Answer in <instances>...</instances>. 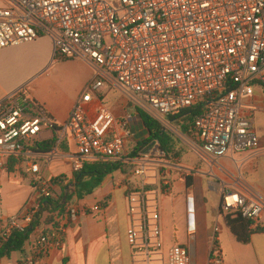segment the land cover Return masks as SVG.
<instances>
[{"label": "built area", "instance_id": "1", "mask_svg": "<svg viewBox=\"0 0 264 264\" xmlns=\"http://www.w3.org/2000/svg\"><path fill=\"white\" fill-rule=\"evenodd\" d=\"M0 7V51L51 38L57 60L82 59L93 76L68 120L58 124L25 87L0 110V170L14 161L31 175L34 199L17 215L0 214V248L15 233L27 232L46 201L55 194L47 177L64 143L72 141V171L85 162L112 161L129 166L139 179L128 196V243L146 264H192L187 246L174 244L163 254L162 207L147 197L154 166L160 193L172 181L158 168L167 161L158 141L131 156L138 139L137 114L116 117L101 99L115 88L132 104L167 127L170 117L199 103L207 105L194 121L201 155L220 159L257 150L260 139L247 101L264 92V0H5ZM56 138L48 153L36 143ZM42 164L45 168H43ZM216 166V163H213ZM239 184L240 179H237ZM189 216L195 196L187 197ZM100 205L74 201L49 232H41L20 264H37L52 249H62L67 226L82 216L98 215ZM220 211L238 213L264 232V194L224 191ZM216 228L215 233H218ZM207 264H224L213 242Z\"/></svg>", "mask_w": 264, "mask_h": 264}, {"label": "crops", "instance_id": "2", "mask_svg": "<svg viewBox=\"0 0 264 264\" xmlns=\"http://www.w3.org/2000/svg\"><path fill=\"white\" fill-rule=\"evenodd\" d=\"M3 1L6 4V1ZM48 41L49 48L46 57L49 59L55 53L52 42ZM9 49L11 48L1 50L0 53H7ZM80 61L88 67L87 78H92L93 70L91 66L84 60ZM7 67H10V64H6V59L0 60V110L13 94L27 85L23 80L19 83L10 71H7ZM36 72L32 78L36 77L35 79H38L42 76L43 69ZM109 92V88H104L101 91L104 102L106 93L109 94ZM33 98L47 108L49 115L58 124H64L68 120L77 101V99L57 101L50 97ZM247 102L256 105L258 109L263 108L264 92L256 90L253 99ZM130 105L132 104L130 103ZM107 107L116 117H123L116 115L117 112L108 105ZM135 114H137V110ZM138 126L145 132L139 118L135 129ZM257 135L260 139L259 148L241 153L243 157L240 162L236 161L238 162L236 168L222 165L224 163H219V159L216 160L208 156L204 158V155H201L198 136L194 135L193 138L196 139L198 147L194 148L192 157L188 158L190 167L169 160L162 163V169L172 181V187L168 194L160 193L156 168L153 166L150 169L147 183L148 187L151 188L147 191V197L150 201L159 199L161 203L164 255H167L174 244H181L189 248L192 264H207L216 238L224 264H264V232L253 233L249 243L241 244L231 232L225 217L221 215L220 211L221 194L224 191H248L254 194H264V136L258 132ZM51 137L52 135L46 139ZM63 145L68 147V151L60 149V156L52 162L48 169L42 164L47 177L53 178V181L61 175L71 177L73 173L71 156L75 153L74 144L69 141ZM198 159L205 170L198 169L194 171V168L191 167L198 164ZM213 163L219 164L220 167H216ZM190 171L197 174L194 176L193 188L187 190L185 175ZM209 172L216 174L215 180H205V175ZM237 179H240L239 184L236 183ZM138 183L139 179L133 176L130 171L126 174L117 172L107 177L103 183L107 185L103 193V201L95 204L102 207L101 213L98 215H85L77 223H70L64 236L63 248L50 250L37 264H146L144 256L133 253L127 239V229L129 227L128 196L137 191ZM60 192L59 186L56 185L55 194ZM93 195L94 193L84 200L76 201L90 205L88 204V198ZM189 195L195 196L194 216H189L187 203ZM33 199L31 175L26 172L24 165L17 166L16 162L12 161L6 170H0V214L17 215ZM104 201L108 203L106 208L102 205ZM180 201L183 203V208L175 210V206ZM214 217H216V222L211 223ZM221 220L225 224L218 227ZM216 228L219 230L217 234L215 233ZM41 232L42 229H38L31 234L23 252H15L19 253L16 261L13 260V253L10 258L1 259L0 264H20L26 257L30 245Z\"/></svg>", "mask_w": 264, "mask_h": 264}, {"label": "rangeland", "instance_id": "3", "mask_svg": "<svg viewBox=\"0 0 264 264\" xmlns=\"http://www.w3.org/2000/svg\"><path fill=\"white\" fill-rule=\"evenodd\" d=\"M113 6H118L119 0H107ZM6 5L3 0H0V6ZM51 38L42 37L35 42L19 45L12 47L7 51V53H0V60L6 59V64H10L7 67V71H10L11 75L20 83L22 80L27 83L25 87H30L29 95L35 97L36 99L43 98H53L57 101H73L78 99L81 93L84 91L91 78H87L86 72L88 70L87 65L80 61L82 59L73 60H56L54 55L51 58L46 57V52L49 48V41ZM53 45V42H52ZM10 54V55H8ZM8 55V56H6ZM39 56H42L39 58ZM38 58V59H37ZM13 61L12 63H7ZM4 65L3 62H1ZM5 66V65H4ZM43 69V74L38 79L36 77L32 78L36 71ZM32 78V79H30ZM109 94L106 93L105 102L106 104L117 112L116 115L124 116L129 114H135L136 110L130 105L128 100L124 95H122L115 88H109ZM108 94V95H107ZM254 124L257 132L264 136V107L258 109L254 115ZM139 133L138 139L143 141L147 138L146 133L141 127H136ZM165 131L170 133L177 144V154L173 155L169 161H174L182 165L190 167L188 158L192 157L195 147H198L197 141L193 136L186 135L178 127L177 123L170 122ZM50 133H45L44 137H50ZM139 141V142H140ZM132 153V150L131 152ZM243 155L241 153L228 154L227 156L219 159V163H224L222 165L229 166L230 168H236L238 162L242 159ZM166 160H168L166 158ZM238 161V162H236ZM264 161V158H263ZM217 164V163H216ZM200 164L198 159V164L191 166L195 170L204 169ZM220 165L217 164L216 167ZM126 172L130 171V167L126 166ZM158 171L162 174L164 169L158 168ZM190 171L187 175L191 174L195 176L197 173ZM201 175V174H200ZM186 176V175H185ZM216 174L209 172L205 175V180H215ZM67 177V176H66ZM70 178V177H69ZM228 179V178H227ZM226 180V179H225ZM107 185H104L94 192V195L88 198V204L95 205L98 202L103 201V193L106 190ZM187 189V188H186ZM183 208V203L180 201L176 206V209ZM214 220H211L215 223ZM218 227L223 226L225 223L221 220L219 221ZM214 228V227H213ZM19 257V253L13 254V260L16 261Z\"/></svg>", "mask_w": 264, "mask_h": 264}, {"label": "trees", "instance_id": "4", "mask_svg": "<svg viewBox=\"0 0 264 264\" xmlns=\"http://www.w3.org/2000/svg\"><path fill=\"white\" fill-rule=\"evenodd\" d=\"M54 59L57 60L56 57ZM101 99H103L102 96ZM208 102L209 100L186 109L178 116L170 117L169 121L177 123L180 130L186 135L194 136L196 134L194 121L201 114ZM137 114L145 128L147 138L137 143L131 156L136 157L137 153L148 144L158 141L161 145V150L166 154V158L170 160L173 155L177 154V144L174 137L144 111L137 109ZM55 145L56 138H52L36 143L34 149L48 153ZM61 149L68 151V147L65 145H62ZM125 169L126 166L112 161L85 162L78 171L72 173L70 178L64 175L57 177L55 184L59 186L61 192L54 194L52 198L46 201L27 232L15 233L9 240L3 243L0 248V260L10 258L15 252H23L33 232L42 229V232L48 233L50 231L48 227L58 225L59 220L65 215L67 205L76 200H84L86 197L91 196L102 186L107 177L117 172L128 173ZM185 179L187 190L192 189L194 186V176L189 174L185 176ZM150 188L146 187L145 189L148 191ZM106 201L102 202L104 208L108 204ZM221 215L225 217L228 227L239 243L247 244L250 242L252 234L255 233L251 230L252 223L250 221L243 219L238 213L225 215L221 212Z\"/></svg>", "mask_w": 264, "mask_h": 264}]
</instances>
